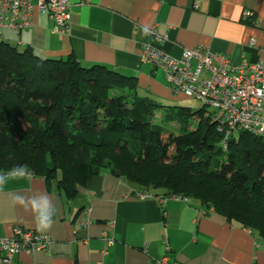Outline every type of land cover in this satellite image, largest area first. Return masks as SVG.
Segmentation results:
<instances>
[{"label":"crops","instance_id":"obj_1","mask_svg":"<svg viewBox=\"0 0 264 264\" xmlns=\"http://www.w3.org/2000/svg\"><path fill=\"white\" fill-rule=\"evenodd\" d=\"M70 32H53L54 21L35 11L32 26L3 30V40L44 58L73 55L83 66L102 64L138 79L139 90L155 98L171 90L164 72L143 62L142 45L155 27L168 40L159 45L178 57L199 44L234 63L264 61V0H71ZM248 10L250 18L244 19ZM255 22H258L256 25ZM7 37V40H6ZM0 176V239L15 229L37 230L34 214L21 198L46 195L56 212L45 232V251L21 252L8 264H264V238L228 221L195 199L166 202L137 199L134 184L103 170L69 197L55 182L28 172ZM153 194H165L151 190ZM91 206L92 223L77 225ZM107 232L115 238L107 245ZM3 252L0 249V256Z\"/></svg>","mask_w":264,"mask_h":264},{"label":"trees","instance_id":"obj_2","mask_svg":"<svg viewBox=\"0 0 264 264\" xmlns=\"http://www.w3.org/2000/svg\"><path fill=\"white\" fill-rule=\"evenodd\" d=\"M161 109L134 75L0 40L1 173L25 167L71 197L108 170L135 189L195 199L264 238V140L241 132L225 151L205 107L187 109L198 123L178 133L167 125L180 118Z\"/></svg>","mask_w":264,"mask_h":264},{"label":"built area","instance_id":"obj_3","mask_svg":"<svg viewBox=\"0 0 264 264\" xmlns=\"http://www.w3.org/2000/svg\"><path fill=\"white\" fill-rule=\"evenodd\" d=\"M71 0H0V40L3 30L21 31L32 26L35 11L46 13L53 21V32H70ZM243 18L249 19L245 10ZM257 25L258 22H255ZM150 40L142 45L143 62L161 69L169 88L199 100L212 114L216 130L222 135L220 145L227 151L229 140L236 132H246L264 140V61L234 63L225 54L199 44L194 48H183L178 57L159 48L168 40L155 27L148 29ZM137 199L152 198L161 203L176 195L153 194L147 189H133ZM91 206L82 211L77 225L87 228L92 223ZM102 239L107 245L115 238L107 232ZM51 244V236L37 230L18 226L13 237L0 239V264L12 262L21 252L45 251ZM168 258L159 263L166 264ZM100 264V263H98ZM156 264V263H153ZM177 264V263H175Z\"/></svg>","mask_w":264,"mask_h":264},{"label":"rangeland","instance_id":"obj_4","mask_svg":"<svg viewBox=\"0 0 264 264\" xmlns=\"http://www.w3.org/2000/svg\"><path fill=\"white\" fill-rule=\"evenodd\" d=\"M138 93L141 96H147V94L142 93L141 90H139V86H138ZM149 97L152 100L156 101L162 107L161 110H164V112H168L170 114H173L174 112V115L180 118V119H176L175 121L167 125L168 130L172 131L173 133H178L180 131L179 128L181 126L183 127L188 126L190 129H192L197 125L198 117L186 116L185 113L187 109H191L192 112H195L204 108L199 100L188 97L183 93H175L172 90L170 95H168L167 97H159V98H155L153 96H149ZM207 110L209 109L207 108ZM185 117L187 118V120L183 119ZM157 119H160V114H158ZM239 135L240 132L235 133V136L237 138L239 137Z\"/></svg>","mask_w":264,"mask_h":264},{"label":"clouds","instance_id":"obj_5","mask_svg":"<svg viewBox=\"0 0 264 264\" xmlns=\"http://www.w3.org/2000/svg\"><path fill=\"white\" fill-rule=\"evenodd\" d=\"M21 177L28 175L27 169L25 167H20L14 170ZM5 177L0 176V182H2ZM25 203V206L30 210L35 216V223L37 231L44 233L52 228L55 223V208L52 205L50 199L46 195L33 196L31 198L25 199L21 198Z\"/></svg>","mask_w":264,"mask_h":264}]
</instances>
